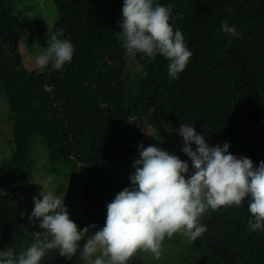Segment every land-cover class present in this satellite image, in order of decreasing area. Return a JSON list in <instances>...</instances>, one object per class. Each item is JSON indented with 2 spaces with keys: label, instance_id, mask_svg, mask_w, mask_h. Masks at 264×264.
I'll list each match as a JSON object with an SVG mask.
<instances>
[{
  "label": "trees",
  "instance_id": "obj_1",
  "mask_svg": "<svg viewBox=\"0 0 264 264\" xmlns=\"http://www.w3.org/2000/svg\"><path fill=\"white\" fill-rule=\"evenodd\" d=\"M52 1L57 19L50 31L42 25L36 28L37 44L39 49L47 47L50 36L63 29L59 38L69 39L75 51L59 71L51 65L43 70L24 67L15 30L20 20L11 0H0V86L14 140V151L3 165L13 175L9 191L21 184L40 187L28 180L34 168L31 139L37 137L46 146L56 176L82 174L81 194L88 211L78 223H95L98 230L105 223L114 182L100 167L115 157L133 168L154 104L167 112L170 126L178 129L190 123L210 146L229 142V152L247 156L254 164L264 160V0H157L174 6L169 22L174 31L182 32L193 53L176 79L169 77L170 61L164 56L149 60L124 49L117 36L123 0ZM225 21L235 26L239 37L222 30ZM171 141L183 143L173 137L163 143L170 148ZM131 173L121 189L131 186ZM248 200L239 207L211 210L214 231L223 232L237 249L236 264H264V230L249 228ZM11 209L6 195L0 199V252L11 247L19 255L34 242L37 231L14 219ZM165 239L182 253L185 241L180 232ZM189 242L193 248L187 254L196 264L205 253L204 243L201 236ZM205 264H221V258L209 251Z\"/></svg>",
  "mask_w": 264,
  "mask_h": 264
},
{
  "label": "clouds",
  "instance_id": "obj_2",
  "mask_svg": "<svg viewBox=\"0 0 264 264\" xmlns=\"http://www.w3.org/2000/svg\"><path fill=\"white\" fill-rule=\"evenodd\" d=\"M173 7L154 0H123L117 36L130 55L139 52L149 60L157 55L167 58L168 75L176 79L193 53L182 32L174 31L169 22ZM221 28L233 37L240 35L227 21ZM62 35L63 29H57L47 47L40 48L35 57L37 68L51 65L59 71L72 61L74 46L69 39H60ZM176 131L183 141L181 151L191 161L190 174L188 160L155 144H139V158L133 160L134 172L129 175L131 186L106 204L104 225L85 240L82 249L79 242L89 228L97 225L81 228L71 219L63 196L48 191L32 197L34 206L29 216V220L40 218L39 227L45 231L36 232L34 243L19 255L11 247L0 252L5 258L0 264H40L42 257L54 249L66 258L79 249L85 264H129L138 251L150 252L159 259L166 236L182 232L194 242L207 230L201 223L204 213L239 207L246 197L252 216L249 228L264 230V160L254 164L247 156L229 152V142L210 146L187 122Z\"/></svg>",
  "mask_w": 264,
  "mask_h": 264
},
{
  "label": "rangeland",
  "instance_id": "obj_3",
  "mask_svg": "<svg viewBox=\"0 0 264 264\" xmlns=\"http://www.w3.org/2000/svg\"><path fill=\"white\" fill-rule=\"evenodd\" d=\"M154 3H157V0H154ZM11 5L14 14L20 20V23L15 25V30L20 37L23 65L28 70L35 69L37 68L35 57L39 54L40 50L37 44L36 28L39 25H42L46 31H50L53 23L57 19V10L52 0H11ZM131 59L132 58H130L129 55V67L131 66ZM131 68L134 69L136 66L132 64ZM166 116L167 112L161 113L156 104L151 107L142 144L145 147L149 144H155L161 149L179 156L182 160H188L190 174L192 171L191 161L181 151L183 143L181 144L171 141L172 147L170 148L163 143V141L167 139L169 140L172 137L176 139L177 142L182 140L178 132L175 131L177 129L169 125ZM12 133L13 122L10 118L7 98L3 88L0 86V199L6 195L10 196V201L12 203L10 215L16 220L24 221V225H29L30 227L35 228L37 232L43 233L45 230L39 227L40 218H32L29 220V216L31 215L34 206L32 197H40L41 193L52 191L57 196H63L64 204L67 206V211L69 212L71 219L79 225V220L84 219L88 211V203L81 194L82 174L77 173L72 176L68 175L62 177L56 176L50 168L46 146L42 140L37 137L31 139L30 155L34 161V168L28 180L40 187L29 189L28 185L21 184L15 192L8 190L13 175L10 172H7L3 165L8 161L14 151ZM214 142L220 143L217 140H214ZM193 145L195 144L193 143ZM175 146L178 147L181 153L175 151ZM100 170L104 174L110 175L114 178L111 189L113 197L108 201L111 202L115 195L122 190L120 183L134 170V168L126 167L119 161V159L112 157L100 167ZM210 216L211 209L201 216V223L205 225V221ZM95 231L96 229L89 228V231L79 242L81 249L85 240ZM180 235L185 241L182 253L175 251L167 240L164 239L159 259H155L150 252L142 251L130 261V264H191L194 260L193 257H188L187 252H191L193 247L182 232H180ZM49 239H51V237H49ZM30 245L31 244H29L28 247ZM58 252V249H54L51 256H56L62 264H85V262L80 259L79 249L71 258L61 257ZM182 255H186V258ZM46 256L48 257V255L42 257L40 264H45V260L48 259Z\"/></svg>",
  "mask_w": 264,
  "mask_h": 264
},
{
  "label": "water",
  "instance_id": "obj_4",
  "mask_svg": "<svg viewBox=\"0 0 264 264\" xmlns=\"http://www.w3.org/2000/svg\"><path fill=\"white\" fill-rule=\"evenodd\" d=\"M213 223V216H210L205 221L207 230L201 235L205 247V253L200 256L197 264H205L207 252L209 251L216 253L221 258V264H236L238 255L237 249L228 243V241L223 236V232H221L220 235L216 237L212 236V228L210 225ZM46 255H48V257L46 256L48 259L45 260V264H62L56 256L52 257L51 253Z\"/></svg>",
  "mask_w": 264,
  "mask_h": 264
},
{
  "label": "flooded vegetation",
  "instance_id": "obj_5",
  "mask_svg": "<svg viewBox=\"0 0 264 264\" xmlns=\"http://www.w3.org/2000/svg\"><path fill=\"white\" fill-rule=\"evenodd\" d=\"M209 225H210V224H209ZM210 227L212 228V236H213V237H216V236L220 235V234H217V233L214 231V227H215L214 223H213L212 225H210ZM33 243H34V242H33ZM129 263H130V261H129Z\"/></svg>",
  "mask_w": 264,
  "mask_h": 264
}]
</instances>
